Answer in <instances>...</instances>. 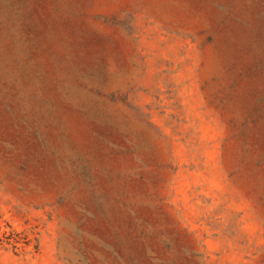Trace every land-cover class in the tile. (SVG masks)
<instances>
[{
  "label": "rangeland",
  "instance_id": "374dc122",
  "mask_svg": "<svg viewBox=\"0 0 264 264\" xmlns=\"http://www.w3.org/2000/svg\"><path fill=\"white\" fill-rule=\"evenodd\" d=\"M0 264H264V0H0Z\"/></svg>",
  "mask_w": 264,
  "mask_h": 264
}]
</instances>
